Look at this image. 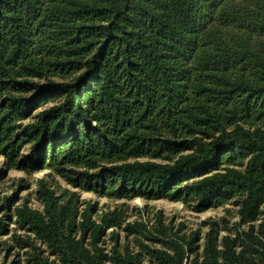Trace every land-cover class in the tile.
Listing matches in <instances>:
<instances>
[{
    "label": "trees",
    "instance_id": "obj_1",
    "mask_svg": "<svg viewBox=\"0 0 264 264\" xmlns=\"http://www.w3.org/2000/svg\"><path fill=\"white\" fill-rule=\"evenodd\" d=\"M0 156L100 197L234 200L251 224L200 254L161 214L95 217L40 180L41 208L12 210L26 264H264V0H0Z\"/></svg>",
    "mask_w": 264,
    "mask_h": 264
},
{
    "label": "rangeland",
    "instance_id": "obj_2",
    "mask_svg": "<svg viewBox=\"0 0 264 264\" xmlns=\"http://www.w3.org/2000/svg\"><path fill=\"white\" fill-rule=\"evenodd\" d=\"M52 105L49 102L45 106ZM28 150V146L25 147ZM40 180H45L51 187L58 189H71L79 194L84 202V207L88 205L95 206V217H99L106 211H111L117 207L124 210L126 223L134 221H144L148 227L153 228L158 224V217L161 214L165 224L182 228V233L191 235L196 233L199 253L202 254L206 242V236L212 227L218 232L219 239L224 235L235 237L239 231H246L251 224H243L238 213V207L234 200H226L217 206L203 211H195L188 207L182 201H172L169 199H145L136 197L134 199H114L109 197H100L94 192L83 191L79 188H73L67 180L60 175L53 173L52 170H40L27 172L7 165L4 157L0 156V204L8 197L10 208L7 209L8 216L5 217L8 223L9 231L7 234L0 235V264L2 262L9 264H26L25 251L15 246L14 234L26 235V232L19 230L14 222L13 211L18 205L27 204L32 208H41V202L37 197V190ZM264 210V205H263ZM4 210L0 213L2 215ZM4 215V214H3ZM262 220L254 222L258 227ZM215 223V225H213ZM120 235L122 246L129 245L133 250L141 249L142 244L135 235L129 234L123 228H117ZM113 229L107 231V237L104 242L106 249L110 250L114 245V240L110 233ZM143 243L150 244L146 239ZM160 246V244H155Z\"/></svg>",
    "mask_w": 264,
    "mask_h": 264
}]
</instances>
